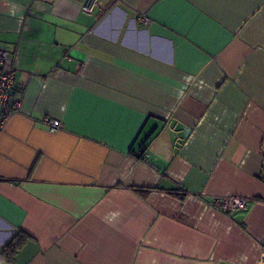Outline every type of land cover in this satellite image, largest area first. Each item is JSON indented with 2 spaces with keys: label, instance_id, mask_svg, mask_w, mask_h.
Returning <instances> with one entry per match:
<instances>
[{
  "label": "crops",
  "instance_id": "crops-1",
  "mask_svg": "<svg viewBox=\"0 0 264 264\" xmlns=\"http://www.w3.org/2000/svg\"><path fill=\"white\" fill-rule=\"evenodd\" d=\"M82 2L0 0V264H264V0Z\"/></svg>",
  "mask_w": 264,
  "mask_h": 264
},
{
  "label": "built area",
  "instance_id": "built-area-1",
  "mask_svg": "<svg viewBox=\"0 0 264 264\" xmlns=\"http://www.w3.org/2000/svg\"><path fill=\"white\" fill-rule=\"evenodd\" d=\"M98 5V0H83L80 8L85 13H92ZM13 56V55H12ZM10 53L0 47V115L5 120L12 112L18 111L19 101H11L10 93L15 80L16 55L13 57ZM43 122L49 130H56L61 127L59 119L45 115ZM144 148L140 147L134 152L136 157H143ZM212 206L215 208L232 213L235 210H244L247 208V198L244 196H216L211 200ZM260 260L264 263V251L260 254Z\"/></svg>",
  "mask_w": 264,
  "mask_h": 264
},
{
  "label": "trees",
  "instance_id": "trees-1",
  "mask_svg": "<svg viewBox=\"0 0 264 264\" xmlns=\"http://www.w3.org/2000/svg\"><path fill=\"white\" fill-rule=\"evenodd\" d=\"M15 245H16V242L15 243H10V244H8V246L7 247H5L4 248V250L3 251H5L8 247H10L11 249H13L14 247H15Z\"/></svg>",
  "mask_w": 264,
  "mask_h": 264
}]
</instances>
